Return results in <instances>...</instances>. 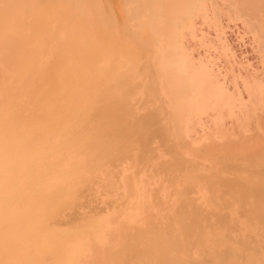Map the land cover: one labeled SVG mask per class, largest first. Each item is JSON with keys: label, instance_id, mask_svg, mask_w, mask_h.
I'll list each match as a JSON object with an SVG mask.
<instances>
[{"label": "bare ground", "instance_id": "6f19581e", "mask_svg": "<svg viewBox=\"0 0 264 264\" xmlns=\"http://www.w3.org/2000/svg\"><path fill=\"white\" fill-rule=\"evenodd\" d=\"M0 264H264V0H0Z\"/></svg>", "mask_w": 264, "mask_h": 264}]
</instances>
